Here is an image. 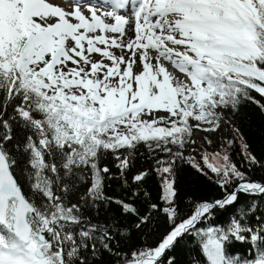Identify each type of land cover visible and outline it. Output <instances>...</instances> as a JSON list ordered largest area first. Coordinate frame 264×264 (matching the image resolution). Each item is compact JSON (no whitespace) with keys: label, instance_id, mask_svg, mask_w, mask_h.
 Returning a JSON list of instances; mask_svg holds the SVG:
<instances>
[{"label":"snow or ice","instance_id":"snow-or-ice-1","mask_svg":"<svg viewBox=\"0 0 264 264\" xmlns=\"http://www.w3.org/2000/svg\"><path fill=\"white\" fill-rule=\"evenodd\" d=\"M251 90L264 96V0H0V264H98L101 250L122 264H176L169 253L185 235L200 238L207 264H264L258 200L198 227L241 195L264 196V182L227 152L201 158L222 198L197 203L187 218L175 203L173 160L157 162L165 206L151 204L137 224L164 214L171 230L155 247L114 251L112 226L87 215L111 203L138 215L135 201L105 191L106 153L127 184L140 144L183 158L170 145L182 149L202 124L219 128L222 111L253 99ZM14 128L31 135L9 148ZM244 155L249 167L260 163ZM233 242L258 255L233 258Z\"/></svg>","mask_w":264,"mask_h":264},{"label":"trees","instance_id":"trees-1","mask_svg":"<svg viewBox=\"0 0 264 264\" xmlns=\"http://www.w3.org/2000/svg\"><path fill=\"white\" fill-rule=\"evenodd\" d=\"M253 99H241L237 108H227L222 111V123L225 127L224 134L219 135L216 141L208 134L204 135L203 143L200 148L187 153L185 146L192 142V136L189 138L182 149L175 145H170L172 152H183V158L170 156L168 153L159 149L150 150L144 144H140L131 157V167L125 172L127 184L120 178V170L116 167L118 161L111 153H106L101 160V166L107 165L113 178L106 179L105 191L110 197L125 201H135L138 215L126 214L117 203H111L107 206L101 205L99 212L90 209L87 213L93 222L109 224L112 226L113 250L121 254L127 253L129 256L133 250L157 245L160 239L171 230L163 213H151L150 222L141 225L139 217L148 215L150 205L153 203L164 207V201L160 199L162 195V180L158 175L156 168L159 167L158 161L173 160L172 178L174 179V188L176 190L175 203L181 218H187L191 215L194 206L202 201H212L222 198L223 192L219 187L218 177L202 161V157L208 155L211 160V154L227 152L230 159L241 170L246 171L253 180L264 182V110L260 105L264 104V96L256 91H250ZM259 101V104L256 103ZM16 140L7 145L13 148L14 145L22 141L26 135H31L30 131L22 128H14ZM232 140V143L229 141ZM246 144L247 149L243 148ZM124 151V150H121ZM247 151L254 155L260 163L249 167L244 152ZM190 158L200 164L199 170L190 163ZM21 163V168H23ZM147 170L148 175L143 181L133 183L132 177ZM83 191V187L80 189ZM133 191L137 195L133 196ZM231 191V188H229ZM145 193H148L146 196ZM69 199L75 203L78 196H70ZM253 200L260 202V207L256 214L264 215V196L241 195L239 203L227 207L223 210L217 209L215 216L210 221L198 225L206 227L208 224H223L239 207L243 210L245 204ZM255 223L254 217L250 218ZM227 254L233 258L254 259L258 255L257 249L250 243L233 242L227 248ZM174 256L176 264H207L206 257L201 247V241L198 236L185 235L179 240V243L169 253ZM98 264H122L121 256L110 254L106 250H101L96 257Z\"/></svg>","mask_w":264,"mask_h":264},{"label":"rangeland","instance_id":"rangeland-1","mask_svg":"<svg viewBox=\"0 0 264 264\" xmlns=\"http://www.w3.org/2000/svg\"><path fill=\"white\" fill-rule=\"evenodd\" d=\"M54 2L63 3V0H54ZM94 58L98 59L99 55H96ZM170 68H169V70H170ZM157 115L158 116L165 115V113L163 111H159V112H157ZM193 123H195V122H193ZM205 128H209V130L206 131V130H204ZM224 129H225V127L223 125H221V126H219V128H217L215 130H211L210 126L202 124L200 129H196L193 131L192 141H194V143L191 142L185 146L186 152L189 153V152H192L194 149L200 148V145L203 143L205 134H208L209 136L212 137L213 141H216L218 139L219 135L224 134ZM230 141H232V140H230Z\"/></svg>","mask_w":264,"mask_h":264},{"label":"bare ground","instance_id":"bare-ground-1","mask_svg":"<svg viewBox=\"0 0 264 264\" xmlns=\"http://www.w3.org/2000/svg\"><path fill=\"white\" fill-rule=\"evenodd\" d=\"M96 55L94 54V57H95ZM100 59V56H99V58L97 59V60H99ZM170 71H171V68H170ZM181 77H182V75H181ZM183 78V77H182Z\"/></svg>","mask_w":264,"mask_h":264}]
</instances>
